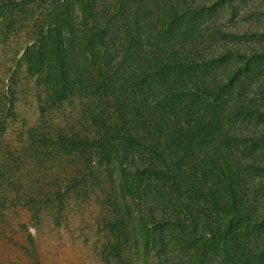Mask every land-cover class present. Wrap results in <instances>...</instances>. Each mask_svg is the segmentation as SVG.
I'll return each mask as SVG.
<instances>
[{"label": "trees", "instance_id": "obj_1", "mask_svg": "<svg viewBox=\"0 0 264 264\" xmlns=\"http://www.w3.org/2000/svg\"><path fill=\"white\" fill-rule=\"evenodd\" d=\"M87 1H91L93 7L97 0L80 1L79 11H85L88 16L91 9L86 10ZM251 1L254 0H210L192 7L188 0H161L156 5L160 15L165 16L162 26L155 25L158 43L160 41L157 46L169 63L157 79L151 76L148 65L143 63L141 67V80L150 75L155 86L163 91L150 103L151 106L147 105L149 111L155 109L147 116H143L136 106L132 107L134 103L130 101L126 104L128 111L124 113L125 107L120 100L129 98L130 93L128 96L117 95L118 104L114 108L106 106L104 98L108 93L105 81L101 79L111 73L107 64L115 40L106 28L104 14L95 16L93 22L91 17L86 19L94 26L89 32L91 48L82 47L80 38L84 36L76 32L68 14L60 11L66 18L63 16L56 27L53 51L46 53L38 45L24 51L22 57L31 75L47 73L49 76L45 79L54 80L56 76L52 71L60 72L57 82L62 92L71 89L67 86L68 74L75 66L76 58H82L86 48L91 53L85 61L88 64L76 74L80 80H87L85 84L80 81L83 91L92 93L87 96L89 103L83 114L88 117L87 135L79 131L64 133V139L70 145L62 149L73 152L71 156L77 157L78 153L79 159L85 162L91 161L92 157L98 160V166L114 165L120 172L122 205L120 210H115L108 229L109 234L117 232V235L113 237L115 242L108 238L106 249L120 252L126 240L122 236L126 237L129 229L133 232L136 250L153 254L154 264H264V234L259 235V231H264V210L259 209V204H264V153L258 152L259 148L264 149V132L258 137L257 144L254 137L248 138L233 125H223L225 114L239 117L241 122L248 119L252 124V118H264V98H248L246 86L248 79L258 77L264 71V31L258 25L259 20H264L262 13H257L260 15L258 20L253 18L242 26L251 37L247 42H243L238 30L235 34H224L221 23L224 14L220 15L226 10L229 17L240 11L252 16L254 11L248 6ZM9 5H5L6 10L10 9ZM185 40L187 52L177 50L176 46ZM225 40L229 43L220 46ZM197 54H202V58L198 59ZM196 69L201 73L223 69L221 74L225 78L205 77L202 82L194 81L192 88L176 87L189 72L190 76L195 75ZM165 73L177 77L173 84ZM168 86L174 87L173 92L167 90ZM256 101L260 103V109L255 105ZM159 107L164 109L158 110ZM154 113L155 117L161 113L163 124L156 132L150 150L152 154L142 158L137 133L132 134L128 128L136 131L143 128V133H150L148 121L153 119ZM171 116L178 118L164 123ZM29 135L34 134L29 132ZM175 138H179V143ZM61 140L59 133L60 148ZM136 153L141 158L138 159ZM74 170L69 172L71 179H63L62 184L72 183L75 188L83 181ZM127 174L131 177L129 181ZM251 182H255L253 195L261 201L254 199L252 202L247 194ZM62 202L63 198L60 206L51 212L54 214L51 223L57 227ZM112 204L114 208L117 206L116 202ZM41 210L42 207L35 205L36 215Z\"/></svg>", "mask_w": 264, "mask_h": 264}, {"label": "rangeland", "instance_id": "obj_2", "mask_svg": "<svg viewBox=\"0 0 264 264\" xmlns=\"http://www.w3.org/2000/svg\"><path fill=\"white\" fill-rule=\"evenodd\" d=\"M7 1H10L9 10H6L5 6ZM80 1L0 0V264L155 263L153 254H142L140 249L136 250L132 241L133 232L129 229L127 236H122L126 240L122 243L120 252H115L109 247L106 249L108 238H112V242L116 240L113 237L117 232L111 235L108 229L113 222L115 210H120L122 205L119 192L122 177L120 178V172L115 170L116 166L105 163L98 166V160L92 157L91 161L85 162L82 158L79 159L78 153L77 157L71 156L73 152L64 151L68 149L62 147L70 145L64 139V133L79 131L87 135L88 117L83 114L89 103L87 96L92 93L83 91L80 81L85 84L87 80H80L76 76L83 66L88 64V61H85L91 56L88 50L92 47L89 45V32L93 31L94 26L91 20L86 21L87 18L91 17L93 22L95 16L104 14L107 20L106 28L115 40L114 51L111 53L110 63L107 64L111 73H106L108 78L102 76L101 79L105 81L108 93V97L104 98L106 106L114 108L118 104L117 95L128 96L130 93L129 98L123 97L120 100L124 104L125 114L129 101L134 103L132 107L136 106L140 109L139 112H143V116L155 110L149 111L150 107L147 108V105L151 106L150 103L163 91L158 85L155 86L150 75L142 81L140 74L144 63L151 68V76L157 79L163 75L162 70L169 63L168 59L162 57L157 46L158 32L156 33L155 25L162 26L165 22V16L160 15L156 9L161 0H97L93 7L91 1H87V4L83 3L84 6L86 4V10L91 9L88 16L85 11H79ZM209 1L188 0L192 7ZM248 6L251 7L250 11H254L252 16H246L245 11H240L233 17H229L230 13L226 10L220 14H224L221 17L224 34H235L238 30L243 42L251 39L242 26L253 18L258 20L260 15L257 13L260 14V11L261 18H264V3L254 0L249 2ZM105 9L107 11H102ZM60 11L68 14L76 32L84 36L80 38L82 47L88 46L84 56H78L75 66L68 71L67 86L71 89L64 92L57 82L60 72L52 71V75L56 76L54 80L51 77L45 79V76H49L47 73L31 75L26 70L22 57L27 48L33 50L37 47L32 45L43 47L46 53L53 51L52 48L56 44V27L64 16ZM258 25L260 30L264 31V20H259ZM185 42L186 40L181 41L176 46L177 50L187 52ZM227 43L229 41L225 40L220 46ZM202 50L207 53L205 48ZM66 56L68 57L67 53ZM195 56L202 58V54ZM218 68L220 67L215 69ZM222 71L224 70L211 74L201 73L196 69L195 75L190 76L189 72L184 76L186 81L184 79L176 87L183 85L192 88L194 81L202 82L205 77L224 79ZM172 73H165L171 84L177 79ZM91 82L93 83L92 80ZM246 86L248 98H264V71L260 76L248 79ZM173 89L174 87L168 86L167 90L173 92ZM254 103L260 109V103ZM176 118L178 117L171 116L164 123ZM223 118V125H233L235 130L240 129L248 138L254 137V142L258 144V137L264 132V118H252L254 124L248 119L241 122L239 117L226 114ZM160 119L161 113L156 117L155 113L153 114V119L148 121L151 128L147 134L143 133V128L138 131L128 128L132 134L137 133V142L139 146L142 145V158L152 154L150 150L153 148L156 132L159 125L163 124ZM145 125L147 124L143 126ZM29 132L34 135L30 136ZM218 132L221 133V130ZM59 133L62 137L61 148L57 141ZM258 152L264 153V149L259 148ZM136 156L141 158L137 153ZM82 157L85 158V155L82 154ZM73 170L85 184L80 181L75 188L72 183L62 184L63 179H71L72 174L69 172ZM127 175L129 181L131 177ZM253 179L256 177L253 176ZM254 183L248 185L246 192L252 202L254 199L261 201L253 195ZM62 198L60 225L57 227L51 223L54 217L51 212ZM113 202H116L115 208ZM35 205L42 207L38 215L35 214ZM259 206L263 212L264 204L260 203ZM263 234L264 231H259V235Z\"/></svg>", "mask_w": 264, "mask_h": 264}]
</instances>
